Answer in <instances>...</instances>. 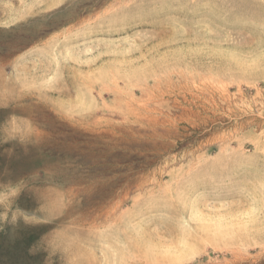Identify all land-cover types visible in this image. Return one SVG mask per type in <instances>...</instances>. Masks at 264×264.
<instances>
[{
  "label": "rangeland",
  "instance_id": "1",
  "mask_svg": "<svg viewBox=\"0 0 264 264\" xmlns=\"http://www.w3.org/2000/svg\"><path fill=\"white\" fill-rule=\"evenodd\" d=\"M0 264H264V0H0Z\"/></svg>",
  "mask_w": 264,
  "mask_h": 264
}]
</instances>
